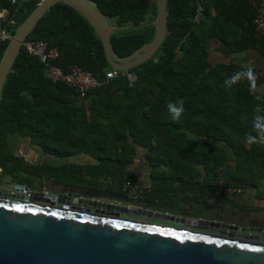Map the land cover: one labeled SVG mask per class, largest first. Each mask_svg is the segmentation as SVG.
Listing matches in <instances>:
<instances>
[{
	"label": "trees",
	"instance_id": "obj_1",
	"mask_svg": "<svg viewBox=\"0 0 264 264\" xmlns=\"http://www.w3.org/2000/svg\"><path fill=\"white\" fill-rule=\"evenodd\" d=\"M41 1L0 0V13L8 12L0 20V31L10 35L0 40V60L16 29ZM94 1L121 28L111 35L119 57L152 42L156 0ZM257 1L168 0L167 36L156 55L85 98L63 82L54 83L49 68L25 45L2 92L0 179L24 183L37 177L66 187L126 193L127 182L137 183L127 167L141 147L154 169L153 190H145L146 200L178 202L184 201L185 191L198 198L197 192L226 189L221 170L227 164L234 167L232 181L258 187L264 177V143H248V137L259 140L253 117L264 116V94L258 90L264 76L254 68L255 92L247 79L229 86L225 80L243 71V65L211 59L215 50L227 57L250 50L264 56V38L257 36L254 24ZM31 40L57 48L59 57L51 64L64 73L78 66L104 80L113 71L92 26L67 4L52 6ZM128 74L136 77L134 83ZM181 101L184 111L175 120L168 104L179 107ZM12 138L28 139L46 156L62 161L80 156L90 161L33 164L13 151ZM219 196L230 201L223 190Z\"/></svg>",
	"mask_w": 264,
	"mask_h": 264
},
{
	"label": "water",
	"instance_id": "obj_2",
	"mask_svg": "<svg viewBox=\"0 0 264 264\" xmlns=\"http://www.w3.org/2000/svg\"><path fill=\"white\" fill-rule=\"evenodd\" d=\"M59 3L71 6L89 22L104 46L108 64L119 72L148 62L167 36L168 0H156L152 42L125 58L117 55L111 40L121 28L94 0H42L16 29L0 60V105L5 83L28 37ZM233 170L227 164L221 170L223 178L230 180ZM54 182L60 190L40 193L36 202L25 195L30 189L21 185L15 187V193H23L16 200L0 192V264H264L262 229L241 228L175 208L170 213L144 207L131 210L116 204L114 197H101L107 195L104 191L95 194ZM124 213L133 218H124Z\"/></svg>",
	"mask_w": 264,
	"mask_h": 264
},
{
	"label": "crops",
	"instance_id": "obj_3",
	"mask_svg": "<svg viewBox=\"0 0 264 264\" xmlns=\"http://www.w3.org/2000/svg\"><path fill=\"white\" fill-rule=\"evenodd\" d=\"M8 12L3 11L0 13V18L5 20L7 18ZM217 49V48H216ZM211 59L213 63H229L235 62L243 66L251 64L255 69L260 72H264V56L256 50H250L242 52L238 55L227 57L216 50L211 53ZM262 94H264V84L258 89ZM78 102L83 104L84 101L79 99ZM139 155L137 160L132 166L127 167V174L137 181L141 188L145 189L149 194L153 190V172L154 169L151 167L145 156V150L141 147H138ZM144 154V155H142ZM75 162L78 163H88L90 160L85 158H75ZM131 168V169H130ZM221 184L228 186H240L243 188V193L237 195L234 198L226 197L223 194V197L228 198L230 201L225 199H220L219 192L215 191L212 194H199L197 192L198 198L192 197V193L185 191L181 194V197L185 198L184 201L178 202H166L161 201L160 199L148 198L146 201L147 205H144V209L153 210L154 212L159 213H170L171 209L180 210L186 214H201L206 219L209 220H220L231 222L234 225H238L241 228L252 227L262 229L264 232V177L262 178L260 185L255 187L248 182L240 183L239 185H234L235 182L231 179L222 181ZM95 192V191H94ZM127 193V192H126ZM121 192H106L107 196H101L106 198L114 197L117 202L124 201V198L119 197L120 195H128ZM95 194H97L95 192ZM199 217V218H203ZM148 221V220H146ZM156 222V221H155Z\"/></svg>",
	"mask_w": 264,
	"mask_h": 264
},
{
	"label": "built area",
	"instance_id": "obj_4",
	"mask_svg": "<svg viewBox=\"0 0 264 264\" xmlns=\"http://www.w3.org/2000/svg\"><path fill=\"white\" fill-rule=\"evenodd\" d=\"M257 7L258 15L254 20V24L257 36L264 38V0H258ZM0 20L2 19L0 18ZM9 36V33L6 30L3 29L0 31L1 41L7 40ZM26 48L31 55L39 57L49 68V76L54 83H65L66 85L72 87L81 98H85V96L90 92L107 85L120 73L116 70L110 71L106 74V78L104 80L98 79L78 66L73 67L71 72L64 73L60 67L51 64L59 57V51L57 48H49L47 43L36 40L27 41ZM261 75L264 76V72H261ZM128 77L130 81L134 83L136 77L132 74H128ZM125 191L128 194L127 196L135 201L144 200L145 189L141 188L138 184L131 183V181L127 182L125 185ZM243 191V188L240 186H227L226 189H223V194L226 197L234 198L243 193Z\"/></svg>",
	"mask_w": 264,
	"mask_h": 264
},
{
	"label": "rangeland",
	"instance_id": "obj_5",
	"mask_svg": "<svg viewBox=\"0 0 264 264\" xmlns=\"http://www.w3.org/2000/svg\"><path fill=\"white\" fill-rule=\"evenodd\" d=\"M11 146L14 152H17L18 154H20L22 157L26 158L27 160H29L30 162H32L33 164H38V163H42V162H47V163H51V164H58V163H66V162H75V158H70V159H66L64 161H62L63 159H59L57 157L54 156H46L42 150L39 147L33 146L32 143L28 140V139H21V138H12L11 139ZM144 155V154H142ZM82 159H84L85 156H80ZM80 157H76L80 158ZM131 169V168H130ZM223 181H227V179L223 178ZM52 183V182H50ZM85 197L87 196V193L85 192ZM75 196V195H74ZM116 202V204H118L121 207H126L128 209L133 210L134 208H140V207H144V204L138 200V201H133V202H126V201H114ZM124 218H133L130 215H127V213H124L122 215ZM144 221L148 220L147 222H151L152 220L150 219H143ZM153 222V221H152ZM262 241L264 242V238L262 239Z\"/></svg>",
	"mask_w": 264,
	"mask_h": 264
},
{
	"label": "clouds",
	"instance_id": "obj_6",
	"mask_svg": "<svg viewBox=\"0 0 264 264\" xmlns=\"http://www.w3.org/2000/svg\"><path fill=\"white\" fill-rule=\"evenodd\" d=\"M243 67H244L243 71H238L230 79H226L225 84L230 86L231 84L236 83L241 79H247L250 82L251 90L255 92L257 76L255 74L254 66L249 64ZM255 98L257 100L261 99V97L258 95ZM168 109L172 113L173 119L179 120L181 114L184 111L183 102L182 101L180 102L179 107H177L175 104L169 103ZM261 110L262 108L258 105L256 111L260 112ZM253 126L259 134V140H257L254 137L249 136L248 143H264V116L254 115Z\"/></svg>",
	"mask_w": 264,
	"mask_h": 264
},
{
	"label": "flooded vegetation",
	"instance_id": "obj_7",
	"mask_svg": "<svg viewBox=\"0 0 264 264\" xmlns=\"http://www.w3.org/2000/svg\"><path fill=\"white\" fill-rule=\"evenodd\" d=\"M52 182V183H50ZM54 180L48 179L46 181H41L39 178L35 177V181H24V183H20L19 181L13 180V178L5 177L3 179H0V192L13 200L18 199V195H23V193H15V187L17 185L24 186L26 188H29L30 191L26 192L25 195H28L30 198V201L36 202V199L39 197L40 193H44L45 195L47 193H50L55 190H60L59 187H57L54 184ZM88 190V189H87ZM105 192V191H104ZM108 194V192H107ZM11 195H15L17 197H12ZM107 196V195H106Z\"/></svg>",
	"mask_w": 264,
	"mask_h": 264
}]
</instances>
